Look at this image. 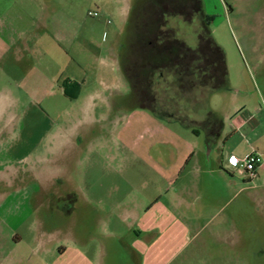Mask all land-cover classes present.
I'll return each instance as SVG.
<instances>
[{
  "label": "rangeland",
  "instance_id": "374dc122",
  "mask_svg": "<svg viewBox=\"0 0 264 264\" xmlns=\"http://www.w3.org/2000/svg\"><path fill=\"white\" fill-rule=\"evenodd\" d=\"M141 1L0 0V168L30 154L37 159L29 169V199L19 196H26L21 190L17 199L0 208L3 215L12 210L7 223L0 221V264L38 261L34 229L49 210L38 209L31 190L41 177L52 178L53 165L60 166L64 182L56 193L82 197L78 215L86 195L104 215L92 228L97 242L109 244V235L117 231L126 243L132 240L112 216L117 202L132 200L129 207L136 203L149 207L160 200L164 204L155 214L166 216L173 194L168 192L170 184L183 170V144L194 138V127L186 122L184 126L177 116L199 118L210 108L227 116L235 106L247 111L256 123L242 130L247 141L240 151L250 143L264 163V0H201L204 14L212 19L211 35L225 54L228 74L226 88L212 93L197 83L181 85L173 69L158 70L151 80L140 74L138 81L129 83L134 75L127 70L125 56L131 41L138 40L131 24L137 17L142 23L141 17L151 10H139ZM166 2L163 31L196 49L202 19L192 1ZM90 12L99 16H89ZM135 53L140 56L138 47ZM137 90L151 108L139 106ZM165 108L174 112L171 120L162 116ZM91 118L95 122L87 127ZM13 131L19 132L15 139ZM59 133L57 148L64 149L54 157L48 140ZM38 157L45 165L36 175ZM190 168L180 177L199 176L196 166L188 172ZM230 168L226 173L233 184L230 195L225 198L222 183L214 180L215 197L191 205L199 217L188 219L189 240L173 251L170 264H264V174L247 185L240 172ZM5 193L17 195L0 183V194ZM52 206L53 213L56 207L68 210L72 203L66 197ZM64 218L62 214V222Z\"/></svg>",
  "mask_w": 264,
  "mask_h": 264
},
{
  "label": "crops",
  "instance_id": "0c3cea01",
  "mask_svg": "<svg viewBox=\"0 0 264 264\" xmlns=\"http://www.w3.org/2000/svg\"><path fill=\"white\" fill-rule=\"evenodd\" d=\"M128 79L129 83L133 85L134 81ZM100 102L107 103L102 99H100ZM94 104V102H89L87 105L94 106ZM150 105H155V102ZM139 106L141 105L139 104ZM210 109L208 113H213L216 120L209 124H205L208 113L199 118L190 116L186 119L176 115L177 120H183L189 125L188 127H194L191 130V136L194 138H188L183 144L184 162L181 166L183 170L180 176L188 167H191L188 171L191 172L194 166L197 167L199 176L186 179L179 176L176 180H173L168 190V192L172 191L173 194L168 197L167 206H165L168 214L166 216L165 214L159 216L155 214L156 209L164 204L160 200L155 201L149 207L138 203L134 207H129L128 205L132 200L117 202L112 216H116L122 227L132 234V240L129 243L122 240L119 231L112 232L109 235L111 236V242L107 245L93 240L95 238L92 232L93 225L95 222L101 221L104 215L100 213V210L94 208V200L87 195L82 199L84 210L78 215V203L82 197L80 198L78 194V197L77 195L74 196L73 193L61 196L56 193L57 186L63 187L64 182L61 180L60 166L53 165L52 178L45 180L41 177L39 183H37V188L31 190V197L35 198L40 204L38 209L49 210L48 216L40 217L34 229L33 243H35V249L40 251V256H38V261L35 264H170L175 257V252L181 250L189 240L188 219L199 217L197 210H192L191 205L195 206L194 203L196 204L201 199L205 200V197L209 200L211 196L215 197L214 185L217 184L214 183V180L222 183L224 196L227 198L233 185L230 179L226 177V173H230L231 169L228 164V157L243 158L255 151L250 143H248L249 146L246 145V149L240 151V148L245 144L244 141H247V138L242 134V130L254 124V122L256 123L250 113L243 112V109H237L235 106L234 110L228 114L229 116H222L216 114V111L211 110V112ZM256 111L260 112L259 109ZM89 113L91 115V111ZM162 116L171 120L174 117V112H170L168 108H165ZM13 119L12 122L14 123L16 119ZM94 122L95 120H92V118L89 119L87 127L92 126ZM184 122H182L183 125L187 126ZM13 132L12 137L15 139L19 132L17 134H15V131ZM60 135V133L58 136L53 134L51 141L48 140L54 157L60 156L64 149L62 145L59 149L57 148ZM198 138H202V141H197ZM71 143L73 142L70 139L69 145ZM10 148V145L7 146L5 151L7 154ZM261 150L264 151V148H261ZM262 153L264 155V152ZM35 160L37 159L30 154L17 162L8 160L6 165L0 168V183L6 187H12L16 190L15 194H17H0V208L19 196L26 200L29 199L27 193V187L29 186L28 174L31 168L30 165ZM44 162L45 160L38 157L37 164L40 165V168L35 171L36 175L44 167ZM53 163L55 164V160ZM55 170H58L56 174ZM12 171L15 173L14 176H12ZM263 174L264 163L258 168L255 178L247 179L242 175L241 179L247 185H251L253 181L261 179ZM21 190H25L26 196L19 195ZM68 196L71 198L72 203V207L68 209L70 212L56 207L55 212L52 213L54 201H61ZM8 214L12 216V210H6L4 215L0 213V221L7 223L8 218L11 217H8ZM62 214L65 217L63 222L61 221ZM173 215L185 219V222L173 220ZM21 240L22 238L19 237L18 243ZM2 249L3 244L0 242V250ZM174 250L175 252H173ZM117 254L121 256L120 259H117ZM9 264H13V262L10 261Z\"/></svg>",
  "mask_w": 264,
  "mask_h": 264
},
{
  "label": "trees",
  "instance_id": "16d2710c",
  "mask_svg": "<svg viewBox=\"0 0 264 264\" xmlns=\"http://www.w3.org/2000/svg\"><path fill=\"white\" fill-rule=\"evenodd\" d=\"M190 1L195 6L196 14L202 19L198 47L192 49L180 40L166 35L163 31L164 24L161 21L166 16L165 9L168 1L157 0L161 7L151 10L145 21L135 25L137 45L140 50L139 65L145 68L144 77L149 78L150 76V80L153 77V69L156 73L158 70L173 69L181 85L184 82L197 83L208 93L219 92L227 85L225 54L211 35L212 19L204 14L202 1ZM163 21L165 23V20ZM193 78H195L194 81H192ZM144 107L151 108L152 106L145 105ZM214 120H216L215 115L208 113L206 124L213 123Z\"/></svg>",
  "mask_w": 264,
  "mask_h": 264
},
{
  "label": "flooded vegetation",
  "instance_id": "af4514ba",
  "mask_svg": "<svg viewBox=\"0 0 264 264\" xmlns=\"http://www.w3.org/2000/svg\"><path fill=\"white\" fill-rule=\"evenodd\" d=\"M152 1L154 2L155 5H152L150 2L145 1V0L141 1L140 3L137 2V4H139L137 8H139V10H146V9L147 10L148 9L154 10V9H156L158 7H161V5L159 4V2H157L155 0H152ZM139 19H140V17H137V19H134L133 20L134 23L132 21V24L131 25H134V27H135V25L137 23H139V21H140ZM141 20L142 21H145L146 20V17H141ZM133 34H135V38H136L137 37V30L135 28H134ZM129 45L130 46H129V49H128V54L125 56V63L127 62L126 67L128 68L127 70L130 72L129 74H133L134 75L131 78V80L138 81V79L140 77V74H143L146 71H145V68H143V66H140L139 64L137 65L138 62L140 63V61H139L140 59L137 58V57H140V56L138 54L136 55V53H135L136 52V48L138 47L137 41L136 40H132ZM155 73H156V70L153 69V74H155ZM137 75H139V76H137ZM145 90H146V88H142V92H144ZM137 98H139V102L141 103V106H145V104H143V101H145L146 99H144V98L141 97V91H138Z\"/></svg>",
  "mask_w": 264,
  "mask_h": 264
},
{
  "label": "built area",
  "instance_id": "2783aa9c",
  "mask_svg": "<svg viewBox=\"0 0 264 264\" xmlns=\"http://www.w3.org/2000/svg\"><path fill=\"white\" fill-rule=\"evenodd\" d=\"M89 16L97 17L99 14L97 12H90ZM262 156L255 151L243 158H238L231 156L228 159V164L230 167L236 168L241 175H244L247 179H253L257 175L258 168L262 165Z\"/></svg>",
  "mask_w": 264,
  "mask_h": 264
}]
</instances>
